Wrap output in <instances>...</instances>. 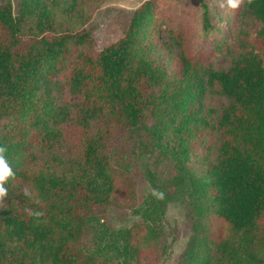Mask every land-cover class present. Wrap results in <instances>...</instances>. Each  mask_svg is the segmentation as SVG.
Returning <instances> with one entry per match:
<instances>
[{"label": "trees", "instance_id": "16d2710c", "mask_svg": "<svg viewBox=\"0 0 264 264\" xmlns=\"http://www.w3.org/2000/svg\"><path fill=\"white\" fill-rule=\"evenodd\" d=\"M81 1L94 0H21L16 15L0 5V147L15 173L0 202V264H104L83 239L124 206L114 136L151 157V182V165L173 167L163 199L135 210L142 222L108 232L122 264L155 254L156 221L176 200L192 230L178 264H264V0H241L224 16L218 48L230 64L221 69L192 57L180 30L162 38L151 1L95 52L92 32L72 29L87 21ZM65 90L80 100L68 102ZM208 95L227 103L209 108ZM67 122L79 130L72 157ZM206 133L219 135L216 156L200 146Z\"/></svg>", "mask_w": 264, "mask_h": 264}, {"label": "rangeland", "instance_id": "374dc122", "mask_svg": "<svg viewBox=\"0 0 264 264\" xmlns=\"http://www.w3.org/2000/svg\"><path fill=\"white\" fill-rule=\"evenodd\" d=\"M151 1L155 5L157 19L163 24L162 38H166L167 30L178 29L186 37V47L192 57L212 63L216 69L227 68L230 64V56L225 49H219L218 45L222 40L221 29L228 27L224 16L230 8L226 0H104V1H81L82 8L86 11L87 21L83 27L74 24V31L82 28L92 32L94 39L93 50L101 52L104 48L116 43L127 31L133 12L145 2ZM10 2L14 14H18L21 0H0V5ZM208 11L212 27L204 28V12ZM249 20V31H255ZM235 54L237 44L229 40L228 44ZM159 57L163 52L158 51ZM62 97L70 103H76L80 97L72 95L65 90ZM209 108L219 109L226 105V100L220 96L205 98ZM71 113L75 115L74 108ZM65 128L66 138L64 142L65 157H72L79 154L76 136L79 130L73 123L67 122ZM119 138V139H118ZM122 137L114 136L110 149L113 151L115 161L120 163L121 172V198L124 206L122 208H111L104 220L94 223L89 233L84 237L83 243L86 249L97 253L96 255L104 261V264H122L112 249L107 246L108 232H115L127 229L142 222V216L135 210L141 212L151 202L152 190L160 192V189L169 185L173 177V167L168 162H163L157 167L150 166L154 181L147 175L145 166L152 164L151 157H136V152L121 140ZM218 134L206 133L200 146L209 145L212 155L216 156L218 149ZM130 152V154L128 153ZM120 159V160H119ZM151 162V163H150ZM123 165V166H122ZM156 185V187H155ZM169 191H171L169 189ZM3 199H0L2 202ZM123 200V199H122ZM158 228L157 239L153 245L155 254L144 259L132 260L130 264H178L188 242L192 236L191 222L188 218L187 207L183 200L168 202L165 213L160 220L156 221ZM145 247H151L145 244Z\"/></svg>", "mask_w": 264, "mask_h": 264}, {"label": "clouds", "instance_id": "9594fccd", "mask_svg": "<svg viewBox=\"0 0 264 264\" xmlns=\"http://www.w3.org/2000/svg\"><path fill=\"white\" fill-rule=\"evenodd\" d=\"M229 8L236 9L241 0H226ZM5 149L0 147V199H3L8 194V188L6 184L9 182L11 178L14 177L15 173L11 166L9 165L7 159L4 156ZM25 196L29 195L28 189L24 190ZM152 195L157 199H163L164 194L162 192H158L155 189L152 190ZM37 216H40L41 213H36Z\"/></svg>", "mask_w": 264, "mask_h": 264}]
</instances>
